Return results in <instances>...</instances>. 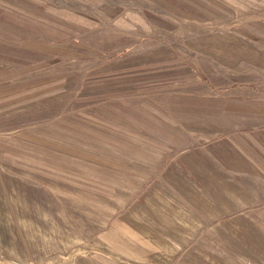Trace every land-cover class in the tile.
Instances as JSON below:
<instances>
[{"label": "rangeland", "instance_id": "1", "mask_svg": "<svg viewBox=\"0 0 264 264\" xmlns=\"http://www.w3.org/2000/svg\"><path fill=\"white\" fill-rule=\"evenodd\" d=\"M227 77L264 94V0H0V264H264V204L171 157Z\"/></svg>", "mask_w": 264, "mask_h": 264}, {"label": "crops", "instance_id": "2", "mask_svg": "<svg viewBox=\"0 0 264 264\" xmlns=\"http://www.w3.org/2000/svg\"><path fill=\"white\" fill-rule=\"evenodd\" d=\"M245 90V83L232 84L228 77L227 88L217 83L204 116H198L199 127L184 128L180 123L176 127L179 132L173 143L180 152L171 156L180 170L185 165L190 167L195 181H204L206 177L216 182L227 181V196L230 199L232 191H238L240 207L247 206V198L254 199L256 206L264 204V94L248 95ZM189 139L196 143L187 148L180 145ZM185 158L190 162L185 163ZM169 163L161 162V177ZM201 166L204 168L200 174ZM1 200L0 197V206ZM36 251L33 250L30 263L43 261L44 254ZM12 261L29 263L25 254H13Z\"/></svg>", "mask_w": 264, "mask_h": 264}]
</instances>
